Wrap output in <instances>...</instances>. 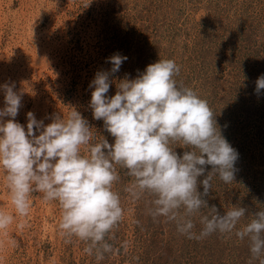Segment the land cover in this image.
<instances>
[{
  "label": "rangeland",
  "instance_id": "rangeland-1",
  "mask_svg": "<svg viewBox=\"0 0 264 264\" xmlns=\"http://www.w3.org/2000/svg\"><path fill=\"white\" fill-rule=\"evenodd\" d=\"M116 53L128 59L110 75L107 95L114 96L126 76L135 79L149 64L171 59L180 68L178 84L207 101L239 159L234 181L225 184L213 175L205 199L221 214L244 207L236 226L244 227L264 210V90L255 93L264 74V0H0V85H14L22 96L16 120L25 131L28 112L47 125L53 114L66 119L74 108L92 128L91 143H114L103 121L93 119L89 85L98 71L111 69L107 58ZM169 146L181 156L189 150ZM126 171L116 166L112 190L123 217L106 236L111 251L102 259L95 249L85 251L89 242L62 234L58 202L45 203L43 194L32 193L29 216L0 231V264H259L248 239L235 230L195 239L180 233L176 221L153 219L155 197L126 192L133 183ZM210 171L206 166L205 176ZM0 210L15 216L2 171ZM208 213L203 208L191 217L197 236L199 219Z\"/></svg>",
  "mask_w": 264,
  "mask_h": 264
},
{
  "label": "clouds",
  "instance_id": "clouds-1",
  "mask_svg": "<svg viewBox=\"0 0 264 264\" xmlns=\"http://www.w3.org/2000/svg\"><path fill=\"white\" fill-rule=\"evenodd\" d=\"M127 59L119 53L107 58L111 69L98 71L89 85L94 89L89 102L93 119L103 121L114 143L105 138L91 143L92 128L74 108L66 119L53 114L47 125L28 112L25 131V125L16 120L22 96L13 90L14 85H0L4 93L0 171L15 210V216L0 210V231L17 217H28L30 195L41 193L45 203L58 202L62 234L89 242L85 251L91 254L95 249L97 259H102L104 252L111 251L105 238L123 217L120 197L112 190L119 179L116 166H120L133 178L126 192L137 199L145 192L155 197L153 219L163 216L176 221L180 233L195 239L235 230L239 239H248L252 258L264 264V210L252 214L254 218L237 229L247 212L244 207L233 206L221 214L205 199L212 189L213 175L225 184L234 181L239 159L238 151L217 126L207 101L178 84L174 77L180 68L171 59L149 64L135 79L126 76L117 83L116 94L107 95L110 75L117 73ZM255 84L259 96L264 90V74ZM170 143L189 150L181 156ZM206 166H211L207 176ZM200 177L205 178L198 180ZM200 185L202 192L198 190ZM203 208L209 213L200 217L197 236L191 217ZM24 226L18 224L20 229Z\"/></svg>",
  "mask_w": 264,
  "mask_h": 264
}]
</instances>
